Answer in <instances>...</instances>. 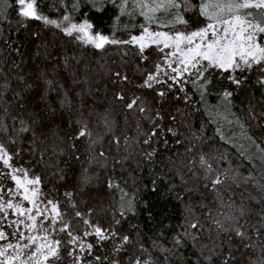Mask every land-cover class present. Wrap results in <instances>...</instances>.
I'll list each match as a JSON object with an SVG mask.
<instances>
[{"label":"snow or ice","instance_id":"snow-or-ice-1","mask_svg":"<svg viewBox=\"0 0 264 264\" xmlns=\"http://www.w3.org/2000/svg\"><path fill=\"white\" fill-rule=\"evenodd\" d=\"M3 3L17 9L20 27H27L28 21H38L59 30L74 44L89 47L102 56L116 47L122 56L136 57L139 60L136 71L142 79L134 85L141 90L139 94L133 93L128 100L123 91L115 95L124 102L125 112L137 120L136 137L125 135L122 140L112 132L108 116L101 118L104 134L111 136L109 143L117 151L123 146L125 153L114 157L110 168L109 152L101 149L92 159L95 146L103 142V135L94 136L86 121H78L75 134H68L74 150L75 141L85 142L89 162L112 173L104 181L108 205L99 212L92 206L82 210L81 201L73 191L63 192L61 200L54 195V187L45 189L46 181L36 172V165L45 161L49 150L52 155L64 154L58 146L46 143L48 132L57 135L50 127L46 130L41 122L37 132L32 127L37 120L29 122L13 117L14 121L18 119L20 127L14 129L16 135L12 136L0 119V264H122L123 254L129 252L127 246L133 240L120 227L129 216L140 214L141 204L148 208L140 192L156 193L158 187L153 179L150 184L130 189L129 181L116 173L132 169L135 157H140L135 159L137 168L155 164L157 146L167 147L168 135H180L178 129L160 123L164 117L145 103V90L160 100L171 95L194 112L208 105L213 95L219 100L218 105L207 108V123L215 125L213 135H205L203 126L199 132L192 133L195 142L186 149L192 156L184 166L199 182V187L206 190L202 197L208 198L210 194V199L207 204L201 202L199 214L186 205L187 215L180 228L160 233L170 237L166 243L153 240L151 248L137 243L135 252L127 256L128 264H159L154 250L167 259L166 254H186L188 248L196 250L187 264H264V107L257 111L249 104L247 115L233 111L234 96L239 89L250 83L264 88V0H67L65 14L60 18L45 14V0H11V3L3 0ZM61 3L62 0H57L58 7ZM109 6L116 12L113 30L105 34L92 16L106 13ZM76 12L80 13L79 19L73 15ZM86 12L88 18L84 17ZM7 20L6 13L0 11V24ZM121 30L127 33V39L116 35ZM64 64L67 66V59ZM99 70L107 71L103 65ZM111 75L112 83H131L121 71H113ZM38 78L44 80L47 90L55 89L54 81L43 70ZM16 79L20 92L12 88L10 78L0 69V98L12 91V98L23 108L25 93L33 86L23 76ZM221 81L227 85L217 91ZM40 99L44 100L43 94ZM60 106H71L67 93ZM45 108L50 113L57 112L51 103H46ZM3 111L7 113L8 109ZM170 119L175 121L176 117ZM140 121H147L149 130L145 131ZM26 134L31 137L29 158L21 163L24 150L19 144ZM176 143L182 141L178 139ZM203 143L209 144L210 151H194ZM229 149H236L239 164H233ZM53 175L65 179L58 165ZM78 179L83 191L93 186L96 175L84 168ZM160 198L169 197L161 192ZM177 198L183 199L179 195ZM100 214L109 218L107 227L99 222ZM152 215L151 211L147 212L149 220ZM205 232L210 243L203 242ZM109 248L106 255L97 252Z\"/></svg>","mask_w":264,"mask_h":264},{"label":"trees","instance_id":"trees-1","mask_svg":"<svg viewBox=\"0 0 264 264\" xmlns=\"http://www.w3.org/2000/svg\"><path fill=\"white\" fill-rule=\"evenodd\" d=\"M11 3V0H8ZM67 0H62L60 6H57V0H45L43 10L45 14L51 18H60L65 14ZM0 11L8 16V20L0 24L2 34H0V69L8 75L12 88L16 92H20L18 87L19 81L17 76H23L27 82L32 84V88L26 93V99L23 101L24 107L19 106V101L13 99V92L8 91L3 98H0V119L8 128V133L12 136L16 135L15 128H19L18 119L31 122L37 120L32 127L40 131V123L43 122L45 129L54 131L57 135L52 136L48 132L46 143L58 146L63 150L62 156L52 155L51 150L45 156V161L36 165V172L41 174L45 179V189L52 190L55 188L54 195L63 200L62 193L65 191H73L76 193L75 198L81 201V209L85 210L89 206L95 207L99 212L101 207H107L108 197L104 181L110 172H105L103 167L97 163H90L89 149L85 142L75 141L76 149L70 145L72 141L68 139V134H75L78 128V121H86L89 127L96 134L103 135V142L95 146V153L101 149L110 153L108 160L109 168L113 162V158L124 155V148L121 146L117 151L116 147L109 143L111 136L106 135L102 122V116L105 114L112 121V132L121 137H136L137 120L129 113H126L122 105L124 102L115 98L119 91H123L126 100L130 99L133 93L139 94L141 90L134 87L139 83L142 77L136 71V65L139 60L134 56H122L121 51L112 47L108 50V54L102 56L99 52L89 48L81 47L74 44L62 32L53 28L46 27L38 21H28L27 27H20L18 24L19 17L16 15V8H8L3 0H0ZM116 10L109 6V10L102 15H94L92 19L99 29L110 34L113 30V18ZM76 19L80 18V13H73ZM89 13H84V17L88 18ZM195 26V25H194ZM35 34V35H34ZM119 38L127 39V33L123 30L116 33ZM8 41V43H5ZM15 50H18L15 51ZM134 51V50H133ZM67 59L68 64L65 66L64 60ZM13 62H15L14 66ZM100 65H103L107 71H100ZM47 75L48 79H52L55 84L54 90H47V86L43 79H39L41 71ZM113 71H121L128 75L131 83H112L114 77L111 75ZM251 80V77H250ZM226 81L218 84L217 91L226 86ZM230 87V86H229ZM67 93L68 99L71 100V106L61 107L60 100ZM41 94L44 100H41ZM145 103L155 111H159L164 117L162 123L165 127L172 126L179 130V136L168 135L169 144L167 147H159L156 163L145 167L141 165L135 167V157L133 160V168L116 175L123 176L129 181L128 187L135 189L136 185L150 184L153 179L157 180L158 191L156 193L141 191L140 197L148 202V208L139 206L138 216H129L128 220L123 223L120 230L123 234H128L133 240V244L129 247V252L124 253L122 264H128L127 256L136 250L137 243H143L146 247H152V241L157 240L158 243H166L169 236H161L160 233L167 234L170 231L178 230L184 217L187 215L186 205L192 207L199 214L202 212L201 202L208 203V198H203L201 193L206 190L199 187V182L194 180L191 173H188L184 167L192 153L186 152V149L195 141L192 138L193 132H199L203 126L205 135H213L214 124H209V116L207 108L214 107L219 104L216 95L209 97L208 105L200 106L199 112H194L191 108L186 107L182 100L173 99L171 95L166 100H160L151 92L144 91ZM51 103L57 107L56 113H50L46 110L45 104ZM252 104L259 111L264 107V88H258L254 83H250L247 87L238 90L234 96L233 111L237 113H248V105ZM3 108H7L5 113ZM175 116L176 120L170 119ZM13 117H17L16 121ZM145 131L149 130L150 125L147 121H140ZM255 123V122H252ZM98 138V137H97ZM139 139H143L140 136ZM182 143L177 144L176 140ZM211 143V142H209ZM31 145V137L25 135L19 147L22 148L24 160L29 158V146ZM13 148L16 146L13 145ZM135 147V145H134ZM35 150V149H33ZM210 151L209 144H198L194 151ZM232 155L233 164H239L240 158L236 154V149H229ZM78 155L79 159H75ZM36 159L35 156L32 157ZM57 165L63 170L64 180H59L56 175ZM84 168L89 173H95L96 179L93 186L81 191L79 188V177ZM127 168V165H126ZM241 171H244L241 168ZM183 177V179H182ZM187 181V184L184 181ZM161 181H163L161 183ZM171 187V191L168 188ZM188 189H194L189 191ZM164 192L168 195L167 200L160 198V193ZM183 197L178 199L177 196ZM152 212V219L147 218V212ZM206 211V210H204ZM101 225L107 227L109 218L103 214L97 217ZM201 220L204 216L201 215ZM131 225H137L133 228ZM204 236V243H210L207 239V233ZM170 246V245H168ZM195 248L185 250L186 254L171 255L166 254L167 259L161 256L157 251H153L154 256L159 257V264H187V259L192 256ZM109 249L105 251L97 250L99 255L108 254ZM239 255V254H238Z\"/></svg>","mask_w":264,"mask_h":264}]
</instances>
